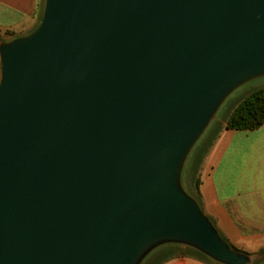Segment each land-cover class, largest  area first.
Here are the masks:
<instances>
[{"label": "water", "instance_id": "water-1", "mask_svg": "<svg viewBox=\"0 0 264 264\" xmlns=\"http://www.w3.org/2000/svg\"><path fill=\"white\" fill-rule=\"evenodd\" d=\"M0 73V264L167 243L245 264L180 182L219 105L264 77V0H44Z\"/></svg>", "mask_w": 264, "mask_h": 264}, {"label": "crops", "instance_id": "crops-1", "mask_svg": "<svg viewBox=\"0 0 264 264\" xmlns=\"http://www.w3.org/2000/svg\"><path fill=\"white\" fill-rule=\"evenodd\" d=\"M39 0H0V39L29 35ZM197 198L232 247L264 252V125L254 131L223 129L204 159ZM165 264H201L175 257Z\"/></svg>", "mask_w": 264, "mask_h": 264}, {"label": "rangeland", "instance_id": "rangeland-1", "mask_svg": "<svg viewBox=\"0 0 264 264\" xmlns=\"http://www.w3.org/2000/svg\"><path fill=\"white\" fill-rule=\"evenodd\" d=\"M43 6L44 0H39L40 17H42ZM257 88H264V77L251 80L250 82H247L246 84L238 87L232 93H230L219 105L213 117L206 125L204 131L197 139L193 149L188 155L187 161H185L182 168L180 184L182 186V190L185 193L191 194L193 197L197 198V166L199 164L201 155L203 157L205 153H208L209 149L214 144V140L223 130L222 128L225 126L230 113L237 106V104L251 91ZM203 162L204 159L201 165H203ZM233 248L235 251L246 256L245 264H257L264 257L263 253H260L261 255L251 254L238 249V247ZM170 255H177L178 257H189L200 262L201 264H225L184 243L160 244L154 249H151L142 258L139 264H160V262L164 258L166 259Z\"/></svg>", "mask_w": 264, "mask_h": 264}, {"label": "trees", "instance_id": "trees-1", "mask_svg": "<svg viewBox=\"0 0 264 264\" xmlns=\"http://www.w3.org/2000/svg\"><path fill=\"white\" fill-rule=\"evenodd\" d=\"M263 125H264V88H257L251 91L245 98H243L237 104V106L230 113L228 120L222 129L235 130V131H254L262 127ZM216 139L214 140V142L216 141ZM207 154L208 153H205V155L203 156L204 158L201 155L199 164L197 166L198 178L196 180V184H197L198 193L201 183V179H200L201 170H202L201 164ZM175 257L178 256L170 255L166 259L164 258L160 262V264H165L166 262H168L169 260ZM257 264H264V257Z\"/></svg>", "mask_w": 264, "mask_h": 264}]
</instances>
